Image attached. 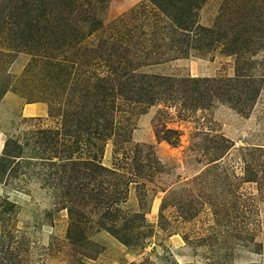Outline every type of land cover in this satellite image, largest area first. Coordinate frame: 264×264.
I'll return each instance as SVG.
<instances>
[{"label": "rangeland", "instance_id": "374dc122", "mask_svg": "<svg viewBox=\"0 0 264 264\" xmlns=\"http://www.w3.org/2000/svg\"><path fill=\"white\" fill-rule=\"evenodd\" d=\"M181 1L79 0L74 49L0 31V156L23 146L0 179V264H264V0H197L178 25ZM96 84L104 138L65 160L61 112ZM88 157L106 176L87 163L79 183L108 191V216L66 197Z\"/></svg>", "mask_w": 264, "mask_h": 264}, {"label": "trees", "instance_id": "16d2710c", "mask_svg": "<svg viewBox=\"0 0 264 264\" xmlns=\"http://www.w3.org/2000/svg\"><path fill=\"white\" fill-rule=\"evenodd\" d=\"M78 1L79 0H0V31L5 33L11 45L19 50L42 52L43 50H50L51 48L61 50L65 46L74 49L86 36L85 25L89 22L87 21L89 16L86 15L88 11H85L81 4H77ZM151 1L162 10L176 7L172 5V1L175 2L176 0ZM196 1L197 0L181 1L185 6L177 8L175 11V13H177L175 20H177L176 23L178 25L181 24V21L184 23V20L188 19V16L190 17L191 8L189 4H195ZM78 16L84 17V19H70V17L78 18ZM97 28L98 27H96V29ZM89 30H91V28L87 27V31ZM204 30L208 32L207 29ZM5 86L3 89L0 88V99L7 90ZM92 88L93 90L90 88L81 89L83 94H77L78 91L72 94L70 93V102L68 106H70L71 109L66 112H61L64 131L62 134L65 137L69 136V138H74V141L70 144H64L63 146L61 153H65L63 154L65 155L63 158L65 160H70L73 154L83 149L82 142L86 141H84L85 138L88 137L90 138L88 140H91L93 136L99 141L104 138L103 133L99 131L103 126L102 120H100V118L95 119V115L90 117V112L88 111V109L93 110L91 113L93 114L101 110L102 102L104 103L105 101L104 96L101 95L103 87L96 84L93 85ZM100 103L101 106L99 105ZM57 105L59 106V102ZM53 106L55 105L53 104ZM92 124L94 125L92 126ZM83 125H86L84 129H82ZM92 129H94L93 132L91 131ZM22 147V144L15 141L12 137L6 139L0 156V179L6 172L10 174L13 170H16L12 167V163L13 160L19 157V154L23 150ZM87 163L93 167L91 169L93 175H89L91 178L97 179L104 175L103 173L106 169L101 166L100 162L95 157H88L85 161L76 159L73 163H67L66 165L71 166L72 174H69L67 178L63 177L64 184L67 185L65 191L66 197L71 199L70 204L78 201L84 208H91L92 212L103 209L106 211L105 216H108L113 206V200H115L113 197H109L108 191L105 193L96 191L93 188L88 192L86 189H83V185L79 183V169L81 170L83 165ZM89 184L92 188L91 182H89ZM68 212L71 215V209H68Z\"/></svg>", "mask_w": 264, "mask_h": 264}, {"label": "crops", "instance_id": "0c3cea01", "mask_svg": "<svg viewBox=\"0 0 264 264\" xmlns=\"http://www.w3.org/2000/svg\"><path fill=\"white\" fill-rule=\"evenodd\" d=\"M28 106H31V105H27V107H28ZM27 107L25 106V108L23 109V114H25L24 112L26 111ZM33 108H34V107H33ZM30 109H31V107H30ZM35 110L40 111V109H38V107H37ZM25 116H28V115L25 114Z\"/></svg>", "mask_w": 264, "mask_h": 264}]
</instances>
